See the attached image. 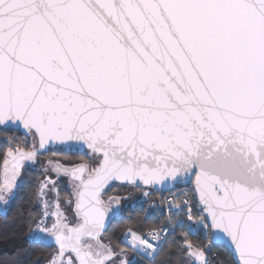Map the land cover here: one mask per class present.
<instances>
[{
  "label": "snow or ice",
  "instance_id": "snow-or-ice-1",
  "mask_svg": "<svg viewBox=\"0 0 264 264\" xmlns=\"http://www.w3.org/2000/svg\"><path fill=\"white\" fill-rule=\"evenodd\" d=\"M0 136L4 203L50 146L79 152L37 189L44 264H154L177 230L168 264H211L185 216L230 264H264V0H0ZM181 184L167 224L103 240L109 191Z\"/></svg>",
  "mask_w": 264,
  "mask_h": 264
},
{
  "label": "trees",
  "instance_id": "trees-1",
  "mask_svg": "<svg viewBox=\"0 0 264 264\" xmlns=\"http://www.w3.org/2000/svg\"><path fill=\"white\" fill-rule=\"evenodd\" d=\"M8 135L12 134L9 133ZM5 147L4 137L0 136V175H2ZM53 152L49 150L39 156L35 163H28L22 169L20 180L17 182L14 193L10 196L6 208L0 211V264H44L52 251L51 248L43 246L30 238V222L40 212V208L37 207L36 194L43 173L39 162L42 160L62 161L63 163L73 160L82 162L79 154L59 151L60 154L53 155ZM65 183L63 180L57 183L62 200H66L68 194L71 193ZM187 187L192 188L191 185ZM124 189L129 188L118 187L115 192L109 191L108 195L116 196ZM169 191L153 192L148 199H139L135 202H126L121 199L119 204H116V212L111 214L107 222V231L103 236V240L106 243L110 241L112 247L119 252L120 248L117 247L116 241L117 239H122L128 227L143 232L148 228L159 226L164 219L162 199ZM183 239L184 237L180 235V230H177L174 236H169L164 244V250L157 256L154 264H168L170 245H174V242L182 241ZM187 239L193 243L194 247H203L196 234L188 233ZM212 252L217 254L221 264H230L232 257L225 247L213 245ZM127 255L132 256L135 264H149L147 259L133 257L131 252ZM171 264H175L174 259Z\"/></svg>",
  "mask_w": 264,
  "mask_h": 264
},
{
  "label": "built area",
  "instance_id": "built-area-1",
  "mask_svg": "<svg viewBox=\"0 0 264 264\" xmlns=\"http://www.w3.org/2000/svg\"><path fill=\"white\" fill-rule=\"evenodd\" d=\"M190 194H191V189L189 187H187V186H178V187H175V188L171 189L168 193H166L164 195L163 199H162V207H163V215H164L163 222L159 226L154 227V228H159V227H161V226H163V225L168 223V217H169V213H168V210H167L168 207H169V204L167 203L168 201H172L174 204H181L182 205L184 199L188 198V196ZM197 214L198 213L194 209L193 210L194 220H195ZM183 219H184L186 224H188L190 226L194 225L195 228H196L195 223L193 221L187 220L186 216ZM152 229L153 228H148V229H146L145 231H143L141 233H147V232L151 231ZM195 234L198 236V238L201 241V244L203 246L202 248L204 249V247L207 244L210 243V239L205 235V233H204V231L202 229L197 230V228H196V233ZM122 239H123V236H122ZM207 255H208L209 260L211 261V264H221V260H220V258L217 256V254L215 252L211 251Z\"/></svg>",
  "mask_w": 264,
  "mask_h": 264
},
{
  "label": "rangeland",
  "instance_id": "rangeland-1",
  "mask_svg": "<svg viewBox=\"0 0 264 264\" xmlns=\"http://www.w3.org/2000/svg\"><path fill=\"white\" fill-rule=\"evenodd\" d=\"M49 162H52V161H50V160L49 161L48 160H45V161L42 160V161L39 162V164L42 166V173H43L41 181L44 180L45 169L46 168H50V166H51ZM52 164H54V163H52ZM50 175L52 176L53 179H56L55 173H50ZM63 179H65V180H63ZM66 179H67V177H63V178L60 177L58 181H60V180H63V182L65 181L66 182L65 184H67V186H68V188H69V190L71 192L72 191L71 185H70V183H67ZM18 180H20V176H19ZM58 181H57V183H58ZM49 187H51V185H49ZM118 195L120 197H122V201H126V202H135L136 200H139V199H143V200L144 199H148V197H144L142 195V193L136 192V191L131 190V189H124ZM60 200H61L62 203L65 201V200H62L61 198H60ZM8 201H9V199H8ZM7 204H8V202L4 203V202L0 201V211L4 210L6 208V206H7ZM66 210L71 215V208H67ZM111 214H113V213H111ZM30 238L33 239L32 236H31V233H30ZM128 257L130 259H132L131 255H128Z\"/></svg>",
  "mask_w": 264,
  "mask_h": 264
},
{
  "label": "water",
  "instance_id": "water-1",
  "mask_svg": "<svg viewBox=\"0 0 264 264\" xmlns=\"http://www.w3.org/2000/svg\"><path fill=\"white\" fill-rule=\"evenodd\" d=\"M17 134H20V133H17ZM62 147L63 146H61V145H54V146H50V149L49 150H62ZM48 150V151H49ZM48 151H46V152H48ZM87 151V149H85V152ZM46 152H44V153H46ZM43 153V154H44ZM68 153H70V152H68ZM72 153L73 154H79V152L78 151H72ZM181 185H183V184H181ZM176 186H178V185H176ZM175 186V187H176ZM157 187H159V186H157ZM175 187H172L171 189H173V188H175ZM191 187H192V185H191ZM171 189H168V190H164V191H162V192H166V191H169V190H171ZM192 189V188H191ZM157 192H161V191H157ZM112 213V212H111ZM111 213H110V216H111ZM108 222V221H107ZM191 228H192V231L191 232H189V233H191V234H195L196 233V228H195V226L194 225H192L191 226ZM213 245H221V246H223V247H225L226 249H227V251L230 253V249L228 248V246L223 242V241H219V240H210V243L209 244H207L205 247H204V249L207 251V254H209L211 251H212V247H213Z\"/></svg>",
  "mask_w": 264,
  "mask_h": 264
},
{
  "label": "flooded vegetation",
  "instance_id": "flooded-vegetation-1",
  "mask_svg": "<svg viewBox=\"0 0 264 264\" xmlns=\"http://www.w3.org/2000/svg\"><path fill=\"white\" fill-rule=\"evenodd\" d=\"M50 151H55V152H59L60 150H50ZM70 153H72V152H70ZM73 154V153H72ZM49 161V160H48ZM52 161V160H51ZM52 163H62V164H64L65 166H72V165H74V164H78V163H80V162H77L76 160H73V161H71V162H67V163H63L62 161H52ZM51 166H52V164H50ZM50 166V167H51ZM61 178H63L62 176H61ZM63 180H65V179H63ZM66 181H67V183H69V180H68V178L66 179ZM105 199H107L106 197H105ZM116 210H117V205L116 204H113L112 205V210H111V212L112 213H115L116 212Z\"/></svg>",
  "mask_w": 264,
  "mask_h": 264
}]
</instances>
